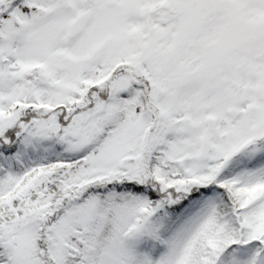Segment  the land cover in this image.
<instances>
[{
  "label": "snow or ice",
  "instance_id": "6c2138e0",
  "mask_svg": "<svg viewBox=\"0 0 264 264\" xmlns=\"http://www.w3.org/2000/svg\"><path fill=\"white\" fill-rule=\"evenodd\" d=\"M0 264H264V0H0Z\"/></svg>",
  "mask_w": 264,
  "mask_h": 264
}]
</instances>
